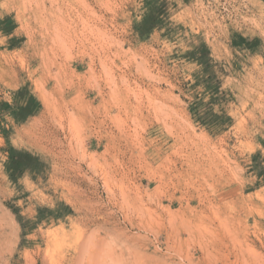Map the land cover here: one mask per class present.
<instances>
[{
  "label": "rangeland",
  "instance_id": "1",
  "mask_svg": "<svg viewBox=\"0 0 264 264\" xmlns=\"http://www.w3.org/2000/svg\"><path fill=\"white\" fill-rule=\"evenodd\" d=\"M53 2L0 0V264H264V0Z\"/></svg>",
  "mask_w": 264,
  "mask_h": 264
},
{
  "label": "bare ground",
  "instance_id": "2",
  "mask_svg": "<svg viewBox=\"0 0 264 264\" xmlns=\"http://www.w3.org/2000/svg\"><path fill=\"white\" fill-rule=\"evenodd\" d=\"M55 1H58V0H54V2H55ZM102 1H103V0H102ZM54 2H53V3H54ZM55 3H56V2H55ZM55 3H54V4H55ZM105 3H106V2H105ZM51 4H52V3H51ZM57 4L59 5V8H60V4H59V3H57ZM62 4H64V3H62ZM63 7H64V6H63ZM60 9H63V8H60ZM63 15H64V14H63ZM65 17H66V12H65V16H64V18H65ZM62 18H63V16H62ZM62 18H60V19H62ZM64 18H63V19H64ZM63 19L61 20V22L63 21ZM65 20H66V18L64 19V21H65ZM70 20H71V19H70ZM64 23H65V22H64ZM66 23H67V22H66ZM66 23H65V24H66ZM74 23H75V22H74ZM62 24H63V22H62ZM68 25L71 26V25H70V22L68 23ZM61 26H62V25H61ZM63 26H64V25H63ZM65 26H66V25H65ZM65 26H64V27H65ZM75 27H76V26H75ZM75 27H73V28H75ZM64 29H67V28H64ZM68 30H70V31L72 30V31H73L74 29H71V28L69 27ZM75 30H76V29H75ZM75 30H74V31H75ZM61 33H62V32H61ZM71 44H72V43H71ZM41 53H42V52H41ZM52 53H53V52H52ZM47 55H48V54H47ZM40 56H41V55H40ZM60 64H61V63H60ZM60 67H61V66H60ZM73 119H74V118H73ZM73 119L71 120L72 122L74 121ZM69 121H70V120H69ZM75 121H76V120H75Z\"/></svg>",
  "mask_w": 264,
  "mask_h": 264
}]
</instances>
